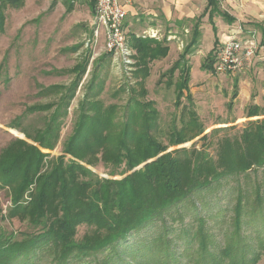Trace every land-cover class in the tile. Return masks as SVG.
<instances>
[{
	"label": "rangeland",
	"instance_id": "rangeland-1",
	"mask_svg": "<svg viewBox=\"0 0 264 264\" xmlns=\"http://www.w3.org/2000/svg\"><path fill=\"white\" fill-rule=\"evenodd\" d=\"M93 1L23 0V5L18 8L6 6L0 9L3 18L0 28V151L15 138L33 144L25 136L18 137L19 130L9 126L21 123V128L30 131L42 128L48 113L40 112L25 116V112L32 106L51 103L54 100L53 96L41 95V91L53 85H70L77 76L72 72L73 68L83 65L86 61L85 73L71 101L57 146L52 151L43 150L51 156L63 155V145L73 134L80 113V104L86 96H89L91 101L99 100L104 107L113 105L114 122L120 124L118 125L120 128L126 122L129 112L131 113L133 106L129 105L131 98L140 102L144 110L154 111L156 123L150 132L162 146L169 144L173 129L180 130L182 123L187 122L194 113L197 122L205 131L189 142L169 147L166 152L182 147L189 148L192 144H196V148H201L204 143L200 140L202 136L210 134L212 130L226 128L206 142L208 152L215 156L217 141L222 136L238 137L248 121L264 118V116L247 118L248 110L253 106L257 107L258 114H264V51L246 61L240 71L232 74L205 72L201 70L200 65L219 43L212 45L213 33L209 27L211 21L203 22L207 28L209 27V33L205 31V37L200 34V47L185 58L186 66L189 68L188 90L183 91L179 106H176L174 83L180 81L179 72L175 71L171 78L168 75L164 77L163 74L178 61L179 57L176 59L175 57L179 51H175L164 61L151 62L148 67L149 75L144 80L136 78L135 74L138 72L136 60L134 70L131 69L132 72H129L131 75L116 70L111 65L109 56L105 54L101 42L91 47L85 46L92 33ZM215 1L218 4L217 10L225 14V17L219 16L216 12L213 14L220 23L218 26L228 24V18L253 20L255 13L247 5L258 6L260 3V0H246L243 5L241 0H234V4L230 5L226 0ZM141 2L145 4L143 11L152 7L158 12L162 0ZM192 2L197 4L204 0ZM199 17L196 16L192 20L170 21L171 26L159 20L157 22L159 32L163 36L169 29L175 31L174 34L182 41L180 48L182 52L190 40L193 25L197 24L198 28L201 27V32L204 31ZM148 22L136 24L133 23L132 16H128L126 19L128 40L132 32L142 34L143 31H147ZM247 24L246 22L239 24L245 34L250 30L243 26ZM256 36V39L264 44L260 35ZM169 80L171 85H168ZM66 159L72 158L66 156ZM89 168L101 178L121 179L125 176L117 174L110 177L111 168L101 162ZM251 175L254 176L253 172ZM230 184L238 185L234 190L219 193L217 199L205 196L208 205L200 211L199 216L204 221L200 230L196 216L190 213L185 203L183 207L180 205L170 207L164 215L163 222L154 219L132 231L122 241L102 247L92 256L74 252L67 259L58 261L52 257L48 247L42 246L8 257L1 262L264 264L262 246L264 204L260 206L258 212H254L249 182L240 178L239 183L231 181ZM239 199L240 211L235 213L234 208ZM9 206L7 190L0 189L1 215L6 214ZM0 230L6 235L13 234L14 239L19 240L20 234L29 231V228L26 222L6 218L0 221ZM85 231V226H79L76 237L80 238Z\"/></svg>",
	"mask_w": 264,
	"mask_h": 264
},
{
	"label": "trees",
	"instance_id": "trees-1",
	"mask_svg": "<svg viewBox=\"0 0 264 264\" xmlns=\"http://www.w3.org/2000/svg\"><path fill=\"white\" fill-rule=\"evenodd\" d=\"M22 5L23 0H0V9ZM217 5L215 0H207L209 18L215 12L225 17ZM2 21L0 13V28ZM234 21L228 18L229 23ZM129 37V44L136 52V78L144 80L149 75V64L164 59L169 48L165 42L153 38L133 34ZM199 37L195 24L178 61L163 74L171 78L175 71L179 72L180 81L174 83L176 106L183 91L188 90L189 68L185 58L194 51ZM213 51L200 65L201 70L215 72ZM86 64L87 61L73 68L77 76L70 85H53L41 91V95L53 96L51 103L32 106L25 112V116L48 113L42 128L30 131L21 128V123L9 126L19 130L18 137L22 133L33 144L15 138L0 151V189L7 190L10 201L5 215L0 210V221L16 218L26 222L29 231L22 232L18 240L0 230V264L3 259L42 246L48 247L58 261L74 252L92 256L154 219L163 222L170 207H183L185 203L196 216L200 230L204 222L200 211L208 205L205 196L217 199L219 193L234 190L238 184L232 186L230 182L239 183L240 178L249 182L252 210L259 211L264 204V118L248 121L238 137L222 136L217 141L215 156L208 152L206 142L226 128L202 136L201 148L192 144L189 148L166 152L169 147L180 146L205 131L194 113L182 123L180 130L173 129L169 144L162 146L150 132L156 123L154 111L144 110L140 102L131 98V113L120 128L114 122L113 105L104 107L99 100L91 101L86 96L80 104L73 134L63 145V155L54 157L43 152L57 146ZM261 116L264 114H258L257 107L249 108L247 118ZM99 162L111 168L110 177L125 176L99 177L89 168ZM240 205L241 199L235 213L240 211ZM79 226H85L86 231L77 238Z\"/></svg>",
	"mask_w": 264,
	"mask_h": 264
},
{
	"label": "built area",
	"instance_id": "built-area-1",
	"mask_svg": "<svg viewBox=\"0 0 264 264\" xmlns=\"http://www.w3.org/2000/svg\"><path fill=\"white\" fill-rule=\"evenodd\" d=\"M132 0H94L92 33L85 46L101 42L109 56L111 65L118 71L131 75L134 70L135 51L130 46L125 27L127 8ZM242 33L240 27L227 40L220 42L214 50V70L220 74L240 71L246 61L264 51V44L250 33L246 39L237 37ZM130 72V73H129Z\"/></svg>",
	"mask_w": 264,
	"mask_h": 264
},
{
	"label": "crops",
	"instance_id": "crops-1",
	"mask_svg": "<svg viewBox=\"0 0 264 264\" xmlns=\"http://www.w3.org/2000/svg\"><path fill=\"white\" fill-rule=\"evenodd\" d=\"M246 0H241L242 4L244 5ZM230 5L234 4V0H226ZM137 3V4H136ZM249 9L253 10L255 15L253 16V20H239L238 18H233L235 21L232 23H228L226 25L218 26L220 23L219 21L212 16L209 18L210 15V9H208L207 12V0H204V2L199 3H193L192 0H162L161 5L159 6L158 12H156L152 7L149 9L147 8L145 11H143V7H145V4L141 2V0H132L131 5L127 8L128 16H132L133 23L141 24V22H148V28L147 31H143L142 34L132 32L131 34L137 36V37H149L153 38L160 42H165V44L168 46L169 51L168 55L158 61H164L167 59L171 54H173L175 51H179V53L176 54V57H179L182 52H180V48L182 47V41L179 39V37L176 36L175 31H172L171 29L167 30V33L165 35H161L159 32V25L157 22L159 20H163L164 23H166L168 26L172 25L170 21H180V20H192L196 16H202L201 22H202V29L204 31L201 32V27L198 28L200 30V34L202 33V36L205 37V31L209 33L208 28L210 27L212 31V45L216 43H220L224 40H227L231 37V34H233L236 31V24H238V27H240L241 22L248 23L247 25H243L244 27H248L250 30L246 32L245 34L243 31L240 35L237 37L241 38H247V36L250 33H255L260 35L261 39L264 40V0H260V3L258 6H251L247 5ZM207 12V13H206ZM145 15V17H143ZM219 15V14H218ZM220 16V15H219ZM126 17V19H127ZM236 17V16H235ZM214 18V19H213ZM211 21L209 23V27L207 28L203 22L205 21ZM228 21V20H227ZM173 22V23H174ZM252 23V24H250ZM125 27L127 28L128 25L125 21ZM184 31L187 33V30L184 29ZM129 30H127V33ZM202 37V38H203ZM191 39V34H190ZM190 41V40H189ZM199 42L201 40L198 39L197 45L195 49L200 47ZM186 46V44H185ZM184 46V47H185ZM183 47V48H184ZM213 47V46H212ZM194 49V50H195Z\"/></svg>",
	"mask_w": 264,
	"mask_h": 264
},
{
	"label": "water",
	"instance_id": "water-1",
	"mask_svg": "<svg viewBox=\"0 0 264 264\" xmlns=\"http://www.w3.org/2000/svg\"><path fill=\"white\" fill-rule=\"evenodd\" d=\"M22 138H24V135L22 134ZM160 156V155H159ZM158 157V156H157ZM154 159H152V160H149V161H147V162H145L144 164H142V165H140V166H138L137 168H135L134 170H132V171H135V170H138V169H140L142 166H144L146 163H149V162H151V161H153Z\"/></svg>",
	"mask_w": 264,
	"mask_h": 264
}]
</instances>
